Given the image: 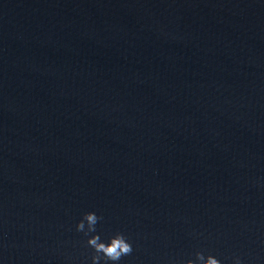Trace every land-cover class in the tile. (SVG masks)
Returning a JSON list of instances; mask_svg holds the SVG:
<instances>
[{
    "label": "water",
    "instance_id": "1",
    "mask_svg": "<svg viewBox=\"0 0 264 264\" xmlns=\"http://www.w3.org/2000/svg\"><path fill=\"white\" fill-rule=\"evenodd\" d=\"M90 209L264 264V0H0V264H91Z\"/></svg>",
    "mask_w": 264,
    "mask_h": 264
},
{
    "label": "clouds",
    "instance_id": "2",
    "mask_svg": "<svg viewBox=\"0 0 264 264\" xmlns=\"http://www.w3.org/2000/svg\"><path fill=\"white\" fill-rule=\"evenodd\" d=\"M104 217L95 209L86 210L76 223V231L87 237L86 244L91 251V264H121L122 258L134 251V242L123 230H116L104 237L98 230ZM200 235V234H197ZM182 264H225V261L211 250L198 249L194 258ZM232 264H245L240 255H233Z\"/></svg>",
    "mask_w": 264,
    "mask_h": 264
}]
</instances>
